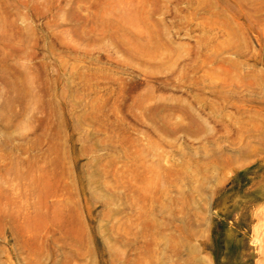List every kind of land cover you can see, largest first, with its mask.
Masks as SVG:
<instances>
[{"label":"rangeland","instance_id":"obj_1","mask_svg":"<svg viewBox=\"0 0 264 264\" xmlns=\"http://www.w3.org/2000/svg\"><path fill=\"white\" fill-rule=\"evenodd\" d=\"M0 264H264V0H0Z\"/></svg>","mask_w":264,"mask_h":264}]
</instances>
